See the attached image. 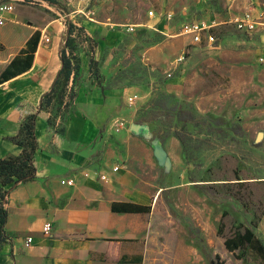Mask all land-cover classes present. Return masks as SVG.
Here are the masks:
<instances>
[{"label": "crops", "instance_id": "1", "mask_svg": "<svg viewBox=\"0 0 264 264\" xmlns=\"http://www.w3.org/2000/svg\"><path fill=\"white\" fill-rule=\"evenodd\" d=\"M87 2L46 0L35 7L21 3L0 24L2 68L34 32L41 31L31 68L0 84V158L23 151L10 137L18 133L28 114L39 111L37 176L7 186L8 238L0 249V264L157 262L158 164L152 147L133 134L132 124L124 129L116 124L119 119L129 123L136 119L138 109L127 107L130 95L137 94L143 106L151 100L153 89L141 84L106 86L91 78L90 65L91 55L100 51L101 44L114 46L124 35L155 29L156 23L137 24L130 32L107 22L121 19L118 15L108 16L106 22L92 21L84 11ZM70 22L78 24L71 34V46L79 68L67 83L61 78L58 92L64 86L62 101L59 103L57 94L47 109H41L64 66L62 49ZM249 35L261 43L264 53V27ZM141 52L146 64L157 60L147 51ZM78 79H82L80 83ZM72 91L77 92L74 108ZM118 164L120 169L115 171ZM64 178L75 179V185L62 184ZM168 180L172 182L170 176ZM123 201L151 205V210L114 211L113 203ZM47 221L53 225L50 233L43 231ZM189 251L184 264H199V256Z\"/></svg>", "mask_w": 264, "mask_h": 264}, {"label": "rangeland", "instance_id": "2", "mask_svg": "<svg viewBox=\"0 0 264 264\" xmlns=\"http://www.w3.org/2000/svg\"><path fill=\"white\" fill-rule=\"evenodd\" d=\"M251 1L238 0L236 7L239 10ZM84 11L92 21L106 22L108 16L118 15L121 19L107 22L120 28L156 23L155 29L124 35L114 46L101 44L90 59L91 78L106 86L141 84L153 89L149 103L127 102V107L138 109L134 122L160 91L171 95L176 113L195 115L194 120L178 121L172 111L166 112L144 122L148 136L133 131L152 147L160 175L156 264H184L189 250L199 256V264H210L217 254L223 264H264L249 247L232 252L224 244L225 236L246 226L264 240L261 43L230 23L214 29L221 39L215 45L205 39L194 43L181 33L186 20H227V0H88ZM168 13L174 15L171 20ZM141 49L157 60L146 64ZM76 95L72 91V108ZM121 120L126 123L123 129L134 123ZM156 147L166 152L165 164L156 156Z\"/></svg>", "mask_w": 264, "mask_h": 264}, {"label": "trees", "instance_id": "3", "mask_svg": "<svg viewBox=\"0 0 264 264\" xmlns=\"http://www.w3.org/2000/svg\"><path fill=\"white\" fill-rule=\"evenodd\" d=\"M75 28L76 26L73 23H70L68 38L62 49L64 66L54 88L51 92L45 95L41 109H47L53 97L57 94L59 97V103L62 101L65 89L64 86L58 92L61 78L67 83L70 79L71 73L75 72L76 74L79 68L77 56L73 53V45L71 46V34H73ZM40 37L41 31L37 30L34 32L27 41L26 46L12 58L7 66L2 68L0 73V84L31 68L35 52L40 42ZM2 46L3 44L0 43V48H2ZM170 101L171 95L165 91H160L159 95L152 99L150 108L145 109L136 122H150L157 119L161 114L170 111H172L173 117L177 118L178 121L195 119V115L192 112L184 113V111H181L176 113L177 104L171 105ZM38 115L39 111L28 114L21 122L18 133L10 137L13 142L23 147V151L19 155H10L0 158V249L2 248V245L7 242L8 238L6 234V223L8 222L9 211L6 206V195L9 193V189H7V186L10 184L16 185L25 183L37 176L35 155L38 149V138L36 134ZM112 208L114 211L118 212L139 213L149 212L151 210V205L123 201L114 202ZM219 231V233H221V228ZM224 244L226 248L232 252L249 247L264 261V240L249 226L244 227L243 230H236L229 236H225ZM220 260V255L217 254L216 258L213 259L210 264H223L224 261Z\"/></svg>", "mask_w": 264, "mask_h": 264}, {"label": "built area", "instance_id": "4", "mask_svg": "<svg viewBox=\"0 0 264 264\" xmlns=\"http://www.w3.org/2000/svg\"><path fill=\"white\" fill-rule=\"evenodd\" d=\"M23 2H26L30 5H40L44 4L46 0H21ZM238 0H227L229 4V11H228V19L223 21H220L218 19L213 20H206L203 18H194L192 20H186L181 24V33L187 34L191 36L192 41L194 43H201L203 42V39L209 44V45H215V43H221V39L219 36L214 34V29L221 24H232L238 31L247 33V34H255L262 30L264 27V0H253L250 3L247 4V6L238 11L236 7V3ZM15 4L13 2H10L8 0H0V24H3L6 20V14L10 11L15 10ZM93 12H89V14H92ZM151 16H155L154 11H150ZM89 17V15H87ZM172 13H168L167 17L169 20L173 18ZM90 18V17H89ZM92 19V18H90ZM73 23V22H70ZM69 23V27H70ZM75 26L78 24L73 23ZM136 24H131L127 28L128 31L133 32L136 29ZM50 38H46V42L50 41ZM184 56L180 58V60H184ZM262 61H264V57L261 58ZM139 99L137 94L130 95L128 97V103L134 104ZM126 126V123L124 120L119 121V127L123 128ZM115 171L120 169L119 165H115L113 167ZM102 178H107L105 174L101 175ZM62 184L73 186L75 185V179L73 178H64L61 180ZM8 197V194L6 195V198ZM53 225L52 222L47 221L43 226L44 233H50L52 231ZM28 243L32 242V238L28 237L27 239Z\"/></svg>", "mask_w": 264, "mask_h": 264}, {"label": "water", "instance_id": "5", "mask_svg": "<svg viewBox=\"0 0 264 264\" xmlns=\"http://www.w3.org/2000/svg\"><path fill=\"white\" fill-rule=\"evenodd\" d=\"M131 126H132L131 129L134 132L145 134L147 136L150 133L149 126L146 123H144V122L143 123L134 122ZM155 154H156L157 157L160 158V161L165 164V162H163V160L165 159L164 158V154L166 155V152L163 151L161 148L156 147L155 148Z\"/></svg>", "mask_w": 264, "mask_h": 264}]
</instances>
